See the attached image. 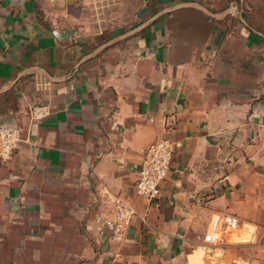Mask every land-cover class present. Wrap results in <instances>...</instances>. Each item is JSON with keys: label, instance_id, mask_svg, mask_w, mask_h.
Instances as JSON below:
<instances>
[{"label": "crops", "instance_id": "crops-1", "mask_svg": "<svg viewBox=\"0 0 264 264\" xmlns=\"http://www.w3.org/2000/svg\"><path fill=\"white\" fill-rule=\"evenodd\" d=\"M0 124L21 137L0 264H180L214 213L239 220L224 243L264 247V0H0ZM160 138L148 204L133 186ZM117 195L136 209L119 238L97 221Z\"/></svg>", "mask_w": 264, "mask_h": 264}, {"label": "built area", "instance_id": "built-area-1", "mask_svg": "<svg viewBox=\"0 0 264 264\" xmlns=\"http://www.w3.org/2000/svg\"><path fill=\"white\" fill-rule=\"evenodd\" d=\"M32 114L38 117L43 113L38 108H33ZM20 140L17 128L0 124V160L8 159ZM172 157L173 142L168 138L157 139L148 146L133 186L134 193L143 197L148 204L159 195L160 184L170 171ZM135 214L136 209L131 199L117 195L113 198L112 216L99 215L97 221H101L110 228L114 237L119 238L129 227ZM239 229V220L233 214L214 213L203 235V240L214 245L222 244L226 235L236 234Z\"/></svg>", "mask_w": 264, "mask_h": 264}, {"label": "rangeland", "instance_id": "rangeland-1", "mask_svg": "<svg viewBox=\"0 0 264 264\" xmlns=\"http://www.w3.org/2000/svg\"><path fill=\"white\" fill-rule=\"evenodd\" d=\"M190 235L184 250L186 256L180 264H264V247L257 240L242 243L239 238L232 237L233 243L214 245L204 241L198 230Z\"/></svg>", "mask_w": 264, "mask_h": 264}]
</instances>
